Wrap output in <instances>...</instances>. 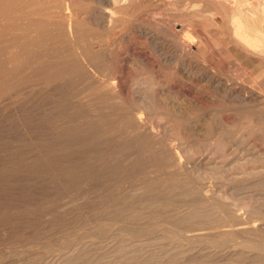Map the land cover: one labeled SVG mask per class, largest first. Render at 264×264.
I'll return each mask as SVG.
<instances>
[{"label":"rangeland","instance_id":"obj_1","mask_svg":"<svg viewBox=\"0 0 264 264\" xmlns=\"http://www.w3.org/2000/svg\"><path fill=\"white\" fill-rule=\"evenodd\" d=\"M5 10L0 57L16 61L0 82V264H264V84L243 104L263 57L200 15L183 41L201 63L185 64L128 13L75 69L22 52ZM209 51L229 61L209 65Z\"/></svg>","mask_w":264,"mask_h":264},{"label":"bare ground","instance_id":"obj_2","mask_svg":"<svg viewBox=\"0 0 264 264\" xmlns=\"http://www.w3.org/2000/svg\"><path fill=\"white\" fill-rule=\"evenodd\" d=\"M3 1L5 2V5H0L1 17L5 16V9H7V6H9V9L14 10L17 14L11 21V25H13L12 27L15 30V36L12 41L21 45V51L26 52L28 47H32L35 53L39 54L42 58L53 59L57 57L58 60H61V62L58 61L59 63L69 64L71 65L69 66L70 68L79 69L83 67L85 70L89 69V65H93L97 59L95 48V42H97V40L95 41L94 39L98 38L100 31L115 28L116 23L118 25V22H121V17H125L124 14L128 13L132 15V17L138 19L134 20L136 25L145 23L160 33L162 35L161 39H166V44L170 49L168 51H171V53L175 55L179 61H186L185 64L192 61L197 65H200L201 63L198 59L195 58L193 60L189 56L191 48L183 41V37L185 35H188L190 31L197 30V27L201 25L194 21L195 16H202L207 22V27L209 28L217 26L218 22H221L224 26L222 28H224V30L228 33L230 42L237 50L249 53V55L251 54L253 57L261 56L264 58V0H83L85 3L80 12H75L71 9L70 0ZM197 17L195 18L197 19ZM204 26L206 27L204 24L202 25V28ZM4 31L5 28H2V25L0 24V35ZM202 39L204 38L202 37ZM70 45L76 49V54L69 51L68 46ZM0 49H2V47ZM148 53L145 49H139V51L134 54L137 59L149 63L151 56H149ZM208 55L209 57L207 58L209 59L205 58L203 60L208 61L209 65L212 64L214 67H220V62L226 63L229 61H224L225 59L220 60L219 56L211 51H209ZM15 59L16 58L4 59L0 57L1 85L3 79L8 75L6 65L16 61ZM153 60L154 57L152 58V61ZM231 60L236 67H241L236 58ZM87 63H89V65H87ZM234 65L233 67H235ZM41 67H43V65ZM199 69L197 67V70ZM245 72L246 71H244V73ZM259 75V73L257 76L255 75L256 78ZM245 77L248 81L250 80L249 82H252V84L250 83L252 87L247 91V102L243 103V101H245L244 98H246L244 97L246 95V87L241 84L233 87V91H230V95L238 98L241 103L245 105L247 104L246 106H250L254 103V101H256L257 95L255 89L260 88V86L262 87L264 79L257 81V79L253 78V76L251 77L247 74ZM252 78L254 80H252ZM100 81L102 83L103 79ZM115 81H108L106 83L103 82L104 89L106 87L109 90L108 93H115L120 89L117 87L118 84ZM101 87H99L98 91ZM188 91V94L191 96V91L189 89ZM194 97L190 99L197 101ZM244 162H247V160ZM259 171L261 170L259 169ZM251 227H254V225Z\"/></svg>","mask_w":264,"mask_h":264}]
</instances>
